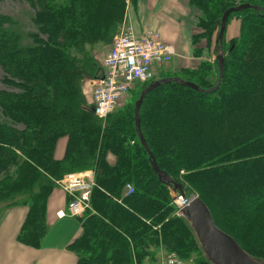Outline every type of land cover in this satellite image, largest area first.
I'll return each instance as SVG.
<instances>
[{"label": "trees", "instance_id": "trees-1", "mask_svg": "<svg viewBox=\"0 0 264 264\" xmlns=\"http://www.w3.org/2000/svg\"><path fill=\"white\" fill-rule=\"evenodd\" d=\"M51 1L0 0L30 12L25 26L0 10V204L28 208L17 240L38 247L53 181L90 171L91 209L69 245L76 264H152L161 250L211 264L177 214L170 184L153 171L155 160L186 197L197 193L219 229L264 261V0L188 1L198 13L192 42L204 43L195 52L217 53L214 62L161 74L199 90L169 81L145 94L139 127L147 149L136 136L134 102L150 81L136 84L104 120L83 92L84 79L103 70L87 47L109 43L125 0ZM242 3L261 8L231 12L218 43L223 12ZM231 18L240 26L228 37ZM125 184L133 187L129 195Z\"/></svg>", "mask_w": 264, "mask_h": 264}, {"label": "built area", "instance_id": "built-area-1", "mask_svg": "<svg viewBox=\"0 0 264 264\" xmlns=\"http://www.w3.org/2000/svg\"><path fill=\"white\" fill-rule=\"evenodd\" d=\"M173 55L174 47L162 39L159 31L144 29L137 33L131 22L122 23L104 55L103 72L93 81L94 116L104 120L116 109L120 98L127 96L136 84L151 81L156 67L168 63ZM54 183L68 197L66 209L57 212L59 217H80L91 209L90 196L95 185L93 173L70 172ZM123 191L124 195H129L133 192L132 185L125 184ZM171 195L177 209L188 202L182 194ZM154 264H182V261L169 253L156 257Z\"/></svg>", "mask_w": 264, "mask_h": 264}, {"label": "crops", "instance_id": "crops-1", "mask_svg": "<svg viewBox=\"0 0 264 264\" xmlns=\"http://www.w3.org/2000/svg\"><path fill=\"white\" fill-rule=\"evenodd\" d=\"M188 1L134 0L132 2V0H125L124 16L131 21L135 32L140 33L142 30L150 28L159 31L166 43L174 41L177 44L180 41L178 35L182 33V26L178 24V18L182 15L185 16L190 9ZM233 20L236 21L235 30H237L240 21ZM83 92L87 101L86 87L83 88ZM90 102L91 97L87 103ZM59 141L57 140L54 150V157L57 159L63 156L64 151ZM66 203L65 192L54 186L47 197L45 206L47 231L38 247L28 246L17 240L28 208L24 205L1 206L0 264H76V256L69 249V245L80 235L81 223L79 218L58 216L57 212L64 210ZM165 255L161 250L157 257Z\"/></svg>", "mask_w": 264, "mask_h": 264}, {"label": "water", "instance_id": "water-1", "mask_svg": "<svg viewBox=\"0 0 264 264\" xmlns=\"http://www.w3.org/2000/svg\"><path fill=\"white\" fill-rule=\"evenodd\" d=\"M246 8L259 10L261 7L242 3L226 9L220 19V25L217 32V42L222 38L226 20L229 14L231 12ZM217 62L218 68L220 69L222 63L220 53L217 56ZM169 81H174L181 85L199 90V88L194 83L184 81L178 77L159 78L149 82L147 86L142 89L136 101L134 102V116L136 117L135 129L138 133L139 139L141 140V144L145 147L146 144L143 140L141 130L139 129V121L137 119L140 103L148 91L160 83ZM152 168L163 182L166 184L173 183L168 176L165 177V174L162 173V171L159 170L157 166L154 165ZM174 186L179 192H181L178 184L174 183ZM179 215L186 221L187 225L193 232V235L204 257L211 264H264V261L256 259L248 254L243 248L240 247L233 237L216 226L208 207L198 196H192L186 205L179 209Z\"/></svg>", "mask_w": 264, "mask_h": 264}, {"label": "rangeland", "instance_id": "rangeland-1", "mask_svg": "<svg viewBox=\"0 0 264 264\" xmlns=\"http://www.w3.org/2000/svg\"><path fill=\"white\" fill-rule=\"evenodd\" d=\"M51 2L53 4L54 3L58 4V3H65L67 1L66 0H52ZM132 8H134V5H132ZM189 8L190 9L187 11L185 16L182 15L181 17L178 18V24L180 26H182V31H181L182 33H180L178 35L179 36L178 40H180V41L177 44H175L174 41H172V43L168 42L169 44H171L174 47V55L168 63L156 67L155 74H154L155 80L159 79L161 77L162 73H163V75L165 74V77H166L169 74L176 73V71L180 70L181 68L184 69L186 67H188V68L197 67L201 61L214 62L213 58H215V54L217 53V51L216 50L213 51L212 47L211 48H205V47L202 48L201 47L202 49L200 51H198L197 53L195 52L197 50L196 49L197 46L198 47L203 46L204 43L201 42L199 45H194L192 42V36H193V34H195V32H197L196 31L197 30L196 29V22H197V17H198L197 14L198 13L193 8H191V7H189ZM0 10L4 13H10V16L18 19L19 22L21 20L23 25H25V26L28 25V18L30 16V12H29L26 5L20 4L18 2H2V3L0 2ZM127 21L131 22L128 18L126 20H124V22H127ZM124 22L122 20L120 22V24L117 25V27H116L117 30L113 34L109 43H106V44L105 43H98L96 45H93V46L91 45V46L87 47L89 54L93 57L94 61L97 62L101 68H102V61H103L104 55L108 51L109 44L112 41V39L114 38V36L117 34V32L119 31L121 24ZM235 23H236V21H234L233 18H231L229 20V23H228L227 28H226V35L227 36L228 35L233 36V35L238 34L239 26H238L237 30H235ZM215 49H217V48L215 47ZM1 75H2V73L0 70V78H1ZM90 78L91 77L87 76V78H85L84 82H83V88H85V87L87 88V92H86L87 93V101H90L91 87H92L93 81L95 79V78H92V79H90ZM138 87L139 86H136L134 90H136ZM4 88H6V87L0 82V89H4ZM129 96H130V94L126 97L120 98L118 103H117L116 109L119 108L123 104V102H126L127 99L129 98ZM89 105H90V103H89ZM140 105H141V103H140ZM137 119H138V121L140 120L139 111H138V118ZM135 123H136V117H135ZM136 136L139 139L137 131H136ZM142 137H143V135H142ZM59 140H60L59 141L60 144H62V146H63L62 149H64L65 143H66V137H61V138H59ZM143 140L146 144V140L144 137H143ZM139 141L141 142L140 139H139ZM145 149H147V148L145 147ZM154 165L157 166V163L155 160H153L151 162V166H154ZM169 184H170L169 190L170 191L172 190L171 194H173V195H175L176 193L177 194H183L181 192L175 191L177 188L175 189L174 183H169ZM191 190H193V189H191ZM190 193L194 194V195H190V196H197V193H195V192H190ZM2 205L3 204H0V207ZM64 209H66V206ZM182 264H194V258L188 259V260H186V262L182 261Z\"/></svg>", "mask_w": 264, "mask_h": 264}, {"label": "bare ground", "instance_id": "bare-ground-1", "mask_svg": "<svg viewBox=\"0 0 264 264\" xmlns=\"http://www.w3.org/2000/svg\"><path fill=\"white\" fill-rule=\"evenodd\" d=\"M123 19H126V16L123 17ZM148 29V28H147ZM150 29V28H149Z\"/></svg>", "mask_w": 264, "mask_h": 264}]
</instances>
